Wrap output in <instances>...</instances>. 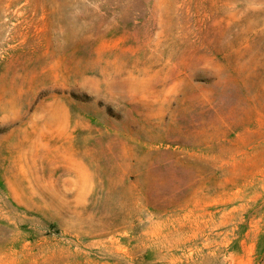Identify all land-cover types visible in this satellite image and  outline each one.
I'll list each match as a JSON object with an SVG mask.
<instances>
[{
  "label": "rangeland",
  "instance_id": "1",
  "mask_svg": "<svg viewBox=\"0 0 264 264\" xmlns=\"http://www.w3.org/2000/svg\"><path fill=\"white\" fill-rule=\"evenodd\" d=\"M0 264H264V0H0Z\"/></svg>",
  "mask_w": 264,
  "mask_h": 264
}]
</instances>
